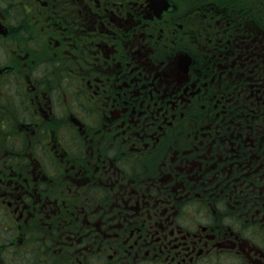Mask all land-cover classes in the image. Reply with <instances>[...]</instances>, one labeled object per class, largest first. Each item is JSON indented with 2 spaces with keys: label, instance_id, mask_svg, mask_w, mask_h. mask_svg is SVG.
Returning a JSON list of instances; mask_svg holds the SVG:
<instances>
[{
  "label": "flooded vegetation",
  "instance_id": "1",
  "mask_svg": "<svg viewBox=\"0 0 264 264\" xmlns=\"http://www.w3.org/2000/svg\"><path fill=\"white\" fill-rule=\"evenodd\" d=\"M0 264H264V0H0Z\"/></svg>",
  "mask_w": 264,
  "mask_h": 264
}]
</instances>
